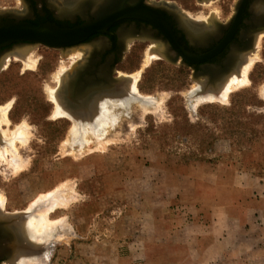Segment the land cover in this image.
Returning a JSON list of instances; mask_svg holds the SVG:
<instances>
[{
	"label": "rangeland",
	"instance_id": "rangeland-1",
	"mask_svg": "<svg viewBox=\"0 0 264 264\" xmlns=\"http://www.w3.org/2000/svg\"><path fill=\"white\" fill-rule=\"evenodd\" d=\"M47 1L51 7L56 6L58 14L72 8L68 4L70 0ZM168 1L186 18L209 21L212 15L223 17L232 12L237 0ZM222 7L227 13L222 14ZM0 10L23 13L30 11L31 6L28 0H0ZM158 44L156 40H129L117 65L109 76L105 75L113 88H106L110 85L104 82L106 85L101 91L114 90L119 85L123 87L136 73H139V78L135 84L136 90L127 96L125 106L120 104L119 97L112 98L118 101L116 110L120 115L113 129L98 141L102 142L100 147L97 142L90 141L86 145L73 142L71 146H64L75 122L92 128L96 127L97 122L77 118L71 113L68 116V112L67 116L54 117L55 104L47 93L48 87L61 92L62 85H58L57 73L64 68L67 77L72 74L85 58V47L62 50L44 45L30 46V58L36 61L34 68H26L23 59L14 54L27 46H12L6 57H0V106L11 103L8 127L0 123V139L2 137L3 140V130L8 128L14 131L24 122L29 124L31 134L27 145H21L17 140L14 142L17 153L28 160L23 171L13 172L0 159V219L11 236L7 240L11 242L9 246L7 243L10 252L14 241H19L16 257H11L10 253V258L4 260L3 264H20L21 261L25 264H68V255L76 253L77 249L74 244H68V231L63 226L79 217L76 207L68 208L66 205L58 210H49L48 231L51 235L47 234L50 237L46 240L38 241L25 225L28 217L41 209L38 203L32 205L33 208L31 204L70 176L76 179L71 184V190L86 193L88 196H85V200L89 203L99 199L106 206L104 213L94 222V236L101 231L102 236L115 235L117 226H120L118 221L123 216L116 220L119 211L126 205H136L140 197L141 204L147 201L154 209L161 205L168 209V212L160 211V214H164L163 217L159 215L163 219L162 227L158 229L160 238L194 236L198 222L208 224L210 216L205 211L184 213L186 209L181 207L188 203H182L174 195L179 179L187 182L194 172L200 179V199L204 202L216 193L214 187L218 189L221 186V201L231 207L229 211L216 214L220 219L226 214L246 218L236 201L244 195L240 185H237L235 174L240 171L247 175L250 179L249 192L251 187L260 188V180L264 183V96L260 91L264 87V32H259L254 48L247 54L240 70L235 72V76L240 77L244 66L252 59L253 64L247 72L248 84L229 92L225 100L195 102L200 96L220 95V91H212V86L204 89L206 86L200 84L192 68L181 60H168L160 51L157 52ZM148 52L153 53L154 57L148 66L142 68ZM115 78H120V82L117 81L119 84ZM72 88L71 94H74ZM63 103L72 106L64 98ZM142 103L152 109L143 110ZM73 107L79 109L80 106ZM88 139L92 141L93 137L88 136ZM2 140L0 143L4 142ZM107 140L109 142L104 143ZM226 164L228 167H225ZM212 168L223 176L222 179L215 178V181L210 174ZM127 175L126 190L121 177ZM141 178L145 181H141ZM157 185L159 191H155ZM193 196L189 192L186 198L190 201ZM56 220L60 221L57 223L58 229L54 230ZM141 220L142 217L136 214L130 225L137 228ZM176 228L181 231L177 232ZM234 232L237 238L246 236L239 228ZM162 242L158 240L156 244L153 241L152 248L175 251ZM251 242L245 248L253 247ZM49 246L52 254L48 263L44 259V252ZM236 248L241 247L236 245ZM39 249L41 251L38 252ZM256 252L257 249H248V254L254 258L252 264H257ZM58 256L60 259L56 262Z\"/></svg>",
	"mask_w": 264,
	"mask_h": 264
},
{
	"label": "flooded vegetation",
	"instance_id": "flooded-vegetation-1",
	"mask_svg": "<svg viewBox=\"0 0 264 264\" xmlns=\"http://www.w3.org/2000/svg\"><path fill=\"white\" fill-rule=\"evenodd\" d=\"M28 2L31 10L21 13V20L35 26L55 23L62 28H73L99 19L107 24L78 45L68 47L86 49L83 62L68 75V82L72 87L74 81L83 79L76 82L77 90L87 98L96 96L105 88V75L109 76L117 65L129 40H156L161 47L160 50L157 47L158 52L176 61L181 60L192 68L202 85L214 87L240 70L247 54L254 48L259 32H264V0H237L232 12L227 13L222 7V14L226 12L227 15H212L209 21L186 18L168 0H70L68 4L72 8L64 14H58L56 6L51 7L47 0ZM152 11L158 12L162 18ZM144 12L155 22L132 15ZM105 83L110 85L106 88H113L108 81ZM9 236L1 224L0 264L11 256L7 247Z\"/></svg>",
	"mask_w": 264,
	"mask_h": 264
},
{
	"label": "crops",
	"instance_id": "crops-1",
	"mask_svg": "<svg viewBox=\"0 0 264 264\" xmlns=\"http://www.w3.org/2000/svg\"><path fill=\"white\" fill-rule=\"evenodd\" d=\"M225 167H228L227 164ZM211 170L210 174L214 179H222L223 176L218 175L215 168ZM195 173L191 176V180L187 182L179 179L174 195L182 203H188L181 207L186 209L184 213L195 214L205 211L208 212L210 221L208 224L204 221L198 222L196 232H194L195 235L186 238L184 236L177 239L171 237L168 239L160 238L158 229L162 227L161 223L163 222L160 216L163 217L164 215L162 212L160 214V211L168 212V209H164L165 205L154 209L151 204L148 205L147 201L141 204L142 197L137 199L136 205H126L119 211L116 220L123 215L118 221L120 226H117L116 234L109 237L102 236V231L94 236L93 231L96 228L95 220L106 209L105 204L102 203L103 200L96 199L89 203L85 200V196H88L86 193L71 190V184L76 180L74 177H68L55 189L42 194H50V200L57 201L53 208L50 207V211L68 205V208L76 207L79 213V217L73 223L68 221V224L65 223L63 226L68 231V236L65 235L68 237V244H74L77 249L76 253L68 255V264H153V262L167 264L170 261L173 264H252L254 258L248 254L249 248L257 249L256 262L257 264H264V183L261 182L262 180L259 182V189L251 187L252 189L249 192L250 179L247 175L237 171L235 180L237 185H240L244 196L236 201L242 207L246 218L242 219V217L237 218L226 214L220 219L216 214L229 211L231 207L221 201V186H218V189L214 187L217 190L216 193L210 196L209 201L204 202L200 199L201 182ZM127 177L128 175L121 177L124 189H126ZM141 181H145V179L141 178ZM241 181H244V183ZM159 190V185H157L155 191ZM189 192L194 195L190 201L186 198ZM152 193L154 195V191ZM77 202H80L79 205H76ZM46 203L41 201L39 205L45 208L44 204ZM171 210L174 209L171 208ZM136 214L142 217L140 226L137 228L130 225ZM59 221L56 220L54 230L58 229L57 223ZM237 228L246 236L235 237L234 231ZM176 231L181 230L176 228ZM158 240H163L162 243L169 246L168 249L175 251L168 252L162 248L161 250L155 247L152 248L153 241H156L157 244ZM249 242L254 244L255 248L254 246L245 248V245ZM236 245L241 248H236ZM234 250L238 251L235 252ZM59 259L58 256L55 261L57 262Z\"/></svg>",
	"mask_w": 264,
	"mask_h": 264
},
{
	"label": "bare ground",
	"instance_id": "bare-ground-1",
	"mask_svg": "<svg viewBox=\"0 0 264 264\" xmlns=\"http://www.w3.org/2000/svg\"><path fill=\"white\" fill-rule=\"evenodd\" d=\"M111 18L112 17L108 18V20H110ZM162 44L163 43H161V45ZM164 45H166V44H164ZM30 48H31L30 46H27V47L18 49L17 51L14 52L15 55H17V56H19V57H21L23 59V64H24V66L26 68L27 67L34 68L35 65H36V61L35 60H32V58H30V56L32 55L31 53H29L30 52L29 51ZM158 48H156V49L158 50ZM160 48H159V50H160ZM150 52H148L147 57H146L143 65H142V68H145L146 66H148V64L151 62L152 58L154 57L153 53H150ZM7 58H9L8 55H7ZM252 64H253V61L251 59V61H249L244 66V69L242 70L243 71V74L241 76L239 75L240 77L235 76L237 73H232L233 75H231L230 78L228 77L226 80H224L225 82H223L222 84H220V86H218L216 88L215 87H211V90L212 91L219 90L220 91V95L213 96L212 94H209L208 96H200L197 99H195V102H198L200 100L201 101H203V100H209V101H211V100H218V99L219 100H225L229 92H231L232 90H235V89H237V88H239L241 86H244V85H247L248 84L247 72L250 69V67L252 66ZM0 65H1V63H0ZM138 76H139V73H136V74L132 75L130 78L128 77L131 80L130 81L127 80L126 85H124L123 87H121L119 85L116 90H111V91H105V92L98 93L96 96H94V97H92L90 99L89 108H86L84 106H81L79 109H75L74 107H73L74 109H72L71 107L73 105L71 107H69L68 105H64V103H63V97H62V92H56L55 90H57V89H52V88H49L48 87L47 93H48L50 99L55 104V109H54V113H53V116L54 117L55 116L60 117V116H63V115L64 116H67V112H68V116H69V113H71L73 116H75L77 118L88 119V120H96V122H97V123H95V126H96L95 128H92L93 126L88 127L86 125L87 126L86 127V126H83V125H79V124H77L75 122L73 124L72 128H71L70 137H69V139L66 142H64V146H66V144H68L69 146H71L73 144V142L74 143H78L79 145H83V144L86 145V144L89 143V141L90 142H97L98 143V141H100V139H102L106 135V132L107 131L112 130L113 127L115 126V123H116L115 121H116L117 116L120 115V114L118 115L117 110H116V104H117L118 101L115 102V99L113 100L112 98L119 97L120 104L123 105V106H125L126 105V101H127V96L129 94H131L134 90H136L135 84H136L137 79L139 78ZM56 79L59 82L58 85H63L65 83V81L68 79L67 75L65 74V69L64 68H62L57 73V78ZM100 79H101V77H100ZM82 80L83 79H80L78 81H74L75 83L73 85L74 86H77L78 84L76 82L79 83V82H82ZM107 81L108 80H106V82ZM101 84H103V83H101ZM109 84H110V82H109ZM117 84H119V83L117 82ZM200 84H201V82H200ZM201 89L203 90L202 87H201ZM204 89H207V87L204 88ZM260 91H262V94L264 96V87ZM203 92H206V91L204 90ZM263 96H261V97H263ZM109 98L111 100H109ZM61 102H62V104H61ZM84 105H86V102H85ZM142 105H143V107H142L143 110H150V109H152V107H150L148 105H145L144 103H142ZM10 107H11V103H8L5 106H0V123L6 125L7 127L9 125L8 111H9ZM29 128H30L29 127V124H27L26 122H24V123L20 124L19 126H17V128L14 131H9L8 128H7V129L3 130V132H2L4 142L0 143V159H1V161L4 162V164L7 163L10 166V168L13 170V172H15V173H19V172L23 171L27 167V165H28V160H26L25 158L21 157L17 153L16 147L14 145V142H15V140H17V141L20 142L21 145H27L26 143L29 140L30 135H31ZM89 128H91V129H89ZM88 136H92L93 137V140L92 141L89 140L88 139ZM0 140H2V137H1ZM107 142H109V141L107 140L104 143H107ZM101 145H102V142H100V143L97 144L98 147H100ZM50 196H51L50 194L49 195H42L36 201H34L31 204V208H33V206H35L37 203L39 204V202H41V201L42 202L45 201L47 203L44 204L45 205V208L41 207V209L37 210L35 214L30 215L29 217L27 216L28 219H27V224L25 226L29 227V230L31 231L30 234L34 238L38 239V241L46 240V239H48L50 237V236H47V234H50V232L48 231L49 230V227H50V220L48 219V213H49L50 207L53 208L56 205V203H57L56 200H50ZM0 199H1V196H0ZM24 213H21V215L24 214ZM4 220L5 219H3V221ZM25 220H26V218H25ZM17 223H18V221H17ZM25 226H23V227H25ZM23 232H24V230H23ZM10 237L11 236H9V238ZM20 239H21V237H20ZM48 241H50V240H48ZM15 242L16 241H14V243L11 245L12 246L11 247V255H12L11 257H13V256L16 257V254H17L16 251H17V249L19 247L18 244H17L19 241L17 243H15ZM9 244H11V242L8 243V246H9ZM49 244H50V242H49ZM46 245H47V243H46ZM34 249L37 250L36 248H34ZM40 249L38 250V252L41 251ZM14 252H15V255H13ZM33 252H34V250H33ZM42 252H43V250H42ZM26 253H21V254H26ZM44 253H45L44 254V259L46 261H48L50 259L51 254H52V250H51L50 246H49V249L45 250ZM48 263H49V261H48ZM20 264H25V262L21 261Z\"/></svg>",
	"mask_w": 264,
	"mask_h": 264
},
{
	"label": "water",
	"instance_id": "water-1",
	"mask_svg": "<svg viewBox=\"0 0 264 264\" xmlns=\"http://www.w3.org/2000/svg\"><path fill=\"white\" fill-rule=\"evenodd\" d=\"M152 13L162 18V16L158 12L152 11ZM132 15L145 17L153 23L155 22V20H152L150 16H146L145 12L144 14L132 13ZM22 18L23 15H21L20 12L0 10V57L6 56L5 54H8L12 46L18 45H44L50 48L68 50V47L78 45L87 37L96 33L95 31H99L107 26V24H104L103 19H99L96 21L90 20L73 28H62L55 23H41L40 25L35 26L29 22L22 21ZM166 58H168V60H172L173 62H177L176 60L171 59L168 56H166ZM125 79L126 78H123V80ZM114 80L116 82H120V78H115ZM218 86L220 85L214 87L216 88ZM117 87L114 90H116ZM71 88L72 87L69 85V82L65 81V83L62 85L61 90L63 98L68 100V102L72 105H79L80 107L84 106L86 108H89L91 98H87L86 96L79 94V92L81 91L79 89L77 90V86L74 87V89L72 88L74 90V94H71ZM75 92L77 93V95ZM85 102H87L86 105H84Z\"/></svg>",
	"mask_w": 264,
	"mask_h": 264
}]
</instances>
